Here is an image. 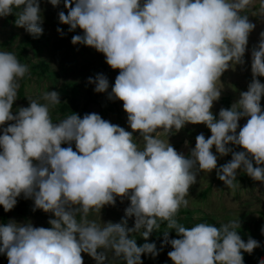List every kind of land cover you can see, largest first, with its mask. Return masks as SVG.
<instances>
[{"label":"clouds","instance_id":"9594fccd","mask_svg":"<svg viewBox=\"0 0 264 264\" xmlns=\"http://www.w3.org/2000/svg\"><path fill=\"white\" fill-rule=\"evenodd\" d=\"M40 2L0 0V17L15 15V26L39 38ZM47 2L57 7L61 0ZM63 3L67 14L60 11L59 22L69 32H83L71 43L94 48L111 69L119 70L110 92L103 73L88 77L87 83L95 85L96 93H107L108 100L123 102L132 131L94 112L54 123L50 106L61 103L58 91L27 97L28 106L14 115L18 81L29 65L12 51H0V126L7 124L0 127V206L11 211L23 194L33 201V211L54 216L49 228L15 220L0 224V254H6L8 264H84L82 253L96 264H143L142 255L155 258L159 250L152 242L138 245L132 234L148 241L159 222L167 221L160 250L171 245L167 255L173 264H244L242 253L251 254L260 244L251 236L247 242L241 238L239 218L219 228L208 222L189 228L176 217L187 207L189 189L201 172L216 170L229 190L237 187L238 170L264 182V84L258 79L264 77V31L251 49L247 91L230 108H221L218 118L211 111L222 94L217 81L246 63L256 24L244 13L253 0ZM253 16L264 20V0ZM57 32L64 35L60 28ZM242 118L248 119L240 127ZM187 124H204L211 132L207 139L198 134L188 155L158 138ZM133 132L142 138V149ZM213 146L220 156L231 153V160L217 167ZM117 197L130 201L121 222L101 227L88 219L91 212L115 206ZM129 217H135L133 227H128ZM170 230L179 238L170 239Z\"/></svg>","mask_w":264,"mask_h":264},{"label":"rangeland","instance_id":"374dc122","mask_svg":"<svg viewBox=\"0 0 264 264\" xmlns=\"http://www.w3.org/2000/svg\"><path fill=\"white\" fill-rule=\"evenodd\" d=\"M259 7L260 0H253V5L244 13L249 15L252 23L256 24V28L249 35L248 49L244 57L245 65H236L234 70L230 68L221 76V81H217V88L222 89V94L211 109L216 118L221 108H230L239 99L240 92L247 91L248 83L252 79L251 49L258 43L259 34L264 31V20L253 16ZM40 8L43 18L41 25L43 34L39 38H33L24 28L15 26V15L0 17V51H12L21 63L29 65L27 80L23 87L25 102L17 98L13 104V114H16L18 108L28 106L27 97L39 98L47 91H58L60 104H66L70 110L74 109L78 112L84 106L88 113H97L103 119L127 131H132L127 123L123 102L112 101L111 110L102 111L99 102L107 99V93H96L95 85L87 83V78L95 77L97 73L105 74L109 82L114 83L119 70L111 69L106 63L105 56L94 48L71 43L74 35H82L83 32L79 28L69 32V26L59 22L58 13L64 11L67 14L63 0L57 7H53L47 0H41ZM57 28L63 30V36L57 32ZM27 38L31 40V43L23 47V42ZM39 62L47 65L45 71H39L36 67ZM258 79L264 84V77H258ZM39 102L46 103L42 99ZM60 104L50 106V114L54 123L68 117L59 109ZM261 107L264 110V96L261 98ZM247 119L242 118L239 121L240 127H243ZM0 127H7V124ZM200 133H203L206 139L211 136L210 130L204 124H187L179 132L173 131L169 137L161 132L158 138L165 142L169 140L178 152L188 155L195 147V138ZM133 136L136 138L135 142L138 147L142 149L144 144L139 133L133 132ZM212 152L217 155V167L231 160V153L227 156H220L216 153L214 146ZM236 179L234 183L237 187L229 190L217 178L216 170L211 173L201 172L197 176V183L189 189L186 197L187 207L180 208L176 219L185 227L190 228L200 222L221 226L239 218L241 227L237 229L238 234L245 242L250 236L259 241L260 246L256 247L250 255L260 260L264 258V232L261 231L264 226V215L262 214L264 212V182L254 181L248 175L244 176L242 170L237 171ZM203 190L206 192L201 195ZM129 204L130 201L127 198L121 202V198L117 197L115 206L106 205L101 213L91 212L88 219L94 220L101 227L104 226L103 223L109 221L119 223L122 218H125V209ZM5 213L7 222L9 220H15L18 223L31 222L35 227L49 228L51 226L48 220L54 218L51 213H45L39 209L33 211V201L25 199L23 194L17 198L16 206ZM127 220L128 227H133L135 217H129ZM166 229L167 224L163 227L164 231ZM170 233L174 235L175 230H170ZM132 235H135L136 240H144L139 234ZM82 256L84 264H96L87 254L82 253ZM164 262L171 264L168 259ZM0 264H8L6 254H0Z\"/></svg>","mask_w":264,"mask_h":264},{"label":"trees","instance_id":"16d2710c","mask_svg":"<svg viewBox=\"0 0 264 264\" xmlns=\"http://www.w3.org/2000/svg\"><path fill=\"white\" fill-rule=\"evenodd\" d=\"M31 43V40L30 39H26L24 42H23V47L24 45H29ZM36 67L39 69V71H45L47 65L43 62H39ZM34 66V68H36ZM27 80V75H25L24 78L20 79L19 80V88H18V94H17V98L19 100H21L22 102H25V98L23 96V87H24V84ZM110 84V87H109V90L111 91V86L114 85V83L112 82H109ZM100 104V109L103 111V110H111V104H112V101L108 100V99H105L101 102H99ZM59 109L63 112V114H65L66 116H70L72 114H79L80 117L82 118L84 114L88 113L87 110H85V107L83 106L81 108L80 111L76 112L74 109L70 110V108H68V106L66 104H60V107ZM62 147H67L68 145L67 144H62L61 145ZM230 147H233L232 145H229ZM72 147H73V150H75V144L73 143L72 144ZM236 151H240L242 149L236 147L235 148ZM243 175L244 176H247V174H245L243 171H242ZM205 190L202 191V194L201 195H204L205 194ZM264 215V212L262 213ZM7 223V215L6 213L3 211V206H0V224H6ZM160 223V229L159 230H156L153 232V234L149 237L148 241H145V240H137V244L138 245H141L145 242H152V243H155L156 246H157V249L159 250V255L156 256L155 258H152L150 255H142L141 259L143 261V264H165V260H169L171 262V264H173V262L170 260V258L168 257L167 253L169 251L172 250L171 248V245H165L163 247L162 250L161 249V244L163 242V227L166 226L167 224V221H161L159 222ZM218 228L220 227V225H216ZM169 238L170 239H175V238H179L176 233L174 235H172L171 233H169ZM243 254V257H244V264H258L259 262V259L257 257H251L250 254L248 253H242Z\"/></svg>","mask_w":264,"mask_h":264}]
</instances>
